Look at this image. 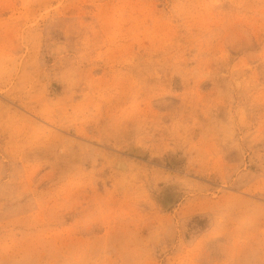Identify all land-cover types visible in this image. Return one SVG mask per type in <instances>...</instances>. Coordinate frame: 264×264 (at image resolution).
Segmentation results:
<instances>
[{"label":"rangeland","instance_id":"374dc122","mask_svg":"<svg viewBox=\"0 0 264 264\" xmlns=\"http://www.w3.org/2000/svg\"><path fill=\"white\" fill-rule=\"evenodd\" d=\"M0 264H264V0H0Z\"/></svg>","mask_w":264,"mask_h":264}]
</instances>
